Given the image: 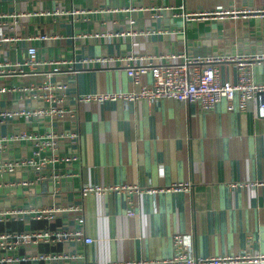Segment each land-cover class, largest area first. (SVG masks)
I'll return each instance as SVG.
<instances>
[{
	"label": "crops",
	"instance_id": "1",
	"mask_svg": "<svg viewBox=\"0 0 264 264\" xmlns=\"http://www.w3.org/2000/svg\"><path fill=\"white\" fill-rule=\"evenodd\" d=\"M234 8L264 10V0H0V63H22L28 47L35 48L38 63L0 75L6 90L0 94V114L45 112L0 116V162L37 160L38 146L21 135H55L56 156L75 158L0 171V213L78 205L83 218L79 225L71 212L57 213L52 222L26 214L1 221L0 232L80 229L93 241L21 248L14 254L77 258L19 264L161 261L176 253L175 234L191 236L194 258L264 255V187L254 185L264 182L258 98L244 111L231 112L224 101L205 111L171 99L79 100L86 94L137 91L127 75L129 65H163L171 57L178 62V56L264 54V17L190 21L183 16ZM100 57L116 61L82 63ZM60 60L76 62L75 68L62 67L48 78V63ZM215 68L220 81H236L234 63ZM249 74L264 83V66L254 65ZM151 83L150 76L140 79L142 85ZM58 85L67 87L65 95L57 90L47 98L44 88ZM53 174L70 177L53 179ZM175 183L189 187L168 190ZM84 185L102 190L82 197Z\"/></svg>",
	"mask_w": 264,
	"mask_h": 264
},
{
	"label": "built area",
	"instance_id": "2",
	"mask_svg": "<svg viewBox=\"0 0 264 264\" xmlns=\"http://www.w3.org/2000/svg\"><path fill=\"white\" fill-rule=\"evenodd\" d=\"M77 12H73L76 14ZM185 19L197 21L201 19H246L248 17H264L262 9H218L214 11H205L198 13L183 14ZM44 38V37H43ZM176 58V57H174ZM174 58H167L163 65H155L145 63L140 66H130L127 69V75L132 79L134 85L139 88L133 92H115V93H97L83 95L79 100L82 102H105V101H122L124 103L134 102L136 100H146L151 103L160 99H171L179 103H194L200 109L209 111L214 109L216 105L225 102L226 110L231 112L234 110L244 111L248 102L258 98V110L264 116V83L255 82L250 76V70L254 65L264 66V54L257 55H235V56H213V57H196L192 60L178 56V62L172 61ZM136 58L129 57V61H134ZM124 61L123 59H119ZM112 57L88 58L82 61L83 64L102 65L105 63L115 62ZM234 63L237 70V79L234 82L220 81L216 71V64ZM74 61H51L48 65H52L51 72L48 78L60 72L62 67L69 69L75 68ZM36 51L34 47H28L26 58L22 63L9 64L0 63V75L18 71L22 67H35ZM150 76L152 83L150 86L140 84L142 76ZM48 91L47 98H53L54 91H62L63 96L67 87L51 86L45 87ZM4 88H0V94L5 93ZM51 113H61L60 110H51ZM45 114L42 110L36 111H21V112H4L0 116L4 118H12L16 115L30 117L33 115ZM74 134H70L69 138H74ZM22 139L30 140L38 146L34 152L37 160L34 158L20 159L8 163L0 162V171L12 172L18 166H35L43 168L45 165L71 162L74 157H58L55 153V135L47 137L34 135H21ZM49 149V156H41L42 150ZM54 178L70 177L69 174H53ZM28 183H24V185ZM255 186L264 187V182L255 183ZM188 183H175L168 190L175 192L187 189ZM126 187H114L115 190H122ZM102 189L97 186L84 185L81 188V196L88 193L100 192ZM71 212L78 215V224H83L81 209L78 205L68 207H45L37 211H6L0 213V222L10 219L18 220V218L26 214L33 216L35 219L52 222L57 213ZM131 215V213H128ZM91 244L92 239L86 238L80 229H41L30 230L25 232H0V264H19L23 261H72L77 257L70 254L53 255L50 253H36L28 256H20L14 254L21 248H32L38 244H47L53 246L56 244L78 243ZM173 244L176 253L173 257L161 261L127 263V264H264V255L250 257L248 255H224L207 258H194L191 255L192 238L190 235L175 234L173 236Z\"/></svg>",
	"mask_w": 264,
	"mask_h": 264
}]
</instances>
